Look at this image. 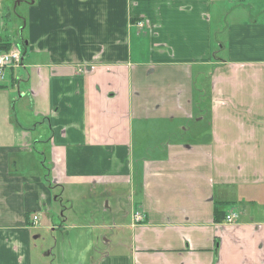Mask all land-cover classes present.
I'll return each mask as SVG.
<instances>
[{
	"label": "crops",
	"instance_id": "crops-1",
	"mask_svg": "<svg viewBox=\"0 0 264 264\" xmlns=\"http://www.w3.org/2000/svg\"><path fill=\"white\" fill-rule=\"evenodd\" d=\"M188 1L27 4L19 18L21 63L0 79V264H51V253L34 240L43 228L55 232L59 220L63 231L80 230L78 239L91 231L68 264H264V23L222 27L221 51L228 56L211 60L206 35L195 44L186 22L176 27L173 15ZM190 1L203 18L210 6L221 4L223 18L233 2L257 13L264 3ZM181 30L191 33V47ZM3 31L0 44L13 49L18 35L7 26ZM145 31L154 48L150 59L146 48L135 54L133 46ZM205 52L208 57L188 59ZM23 65L24 75H16ZM199 66L209 67L206 104L192 86ZM26 97L29 123L15 111ZM205 118L206 129L160 124ZM68 185L111 188L112 199H119L115 187L131 189L129 222H120L115 203L101 210L111 220L88 229L65 225L54 204L55 192ZM231 213L237 218L227 224Z\"/></svg>",
	"mask_w": 264,
	"mask_h": 264
},
{
	"label": "rangeland",
	"instance_id": "rangeland-1",
	"mask_svg": "<svg viewBox=\"0 0 264 264\" xmlns=\"http://www.w3.org/2000/svg\"><path fill=\"white\" fill-rule=\"evenodd\" d=\"M31 0H4L2 3V7L4 8L5 5L9 9H4L3 13V21L4 23H1L2 18H0V34H3L6 28L13 29V36L19 34V30L22 27V22L19 18L25 14V11L27 9V4ZM199 1V0H194ZM179 3V2H178ZM175 4H171L172 8H169L171 10L175 9ZM178 5V4H176ZM180 5V4H179ZM219 8L217 6H210L209 13L203 18L202 15L199 14V11L202 9L200 6H197L193 4L190 0L187 4L184 2L181 4V7L173 16L176 20V27L178 30L182 29L184 22L187 23L188 28L192 29L193 38H195L194 43L197 44L200 40V37L203 35H206L210 42H211V60L216 59V61H221V59H227V53L221 51V42L222 45L226 46V42L224 41L225 33L222 30V27L225 28L229 25H232L235 22L239 21H258V23H264V3H263V9L260 13H257L256 11H251L247 9V6L240 5L238 2L231 3V6L229 7V13L221 17V4H219ZM193 9V11H192ZM1 11V8H0ZM241 14L239 15V13ZM1 17V16H0ZM187 19V20H185ZM3 24L4 29H3ZM24 31H23V39L24 40ZM135 33V31H134ZM146 35L141 34L139 38V43H133V46L135 48V54L140 53L141 48H146V57L150 59V53L149 52L153 50L154 48H151V35L149 31H145ZM181 36H182V42L184 45L190 46L192 41L190 36L191 33H186L184 30H181ZM15 48L18 49L21 52V55H23V46L21 44L20 39L17 38L16 40ZM192 46V45H191ZM190 46V47H191ZM171 53H173V49L171 48ZM208 53L205 52V55L202 54H192L191 57L188 59L191 60H197L202 57H208ZM178 59V56L173 55L172 60ZM180 59V58H179ZM200 68H197L195 72L193 73V90L194 95L197 97L196 100H200L203 103H207L208 95H206L208 85H210L209 81V67H203L199 66ZM200 70V71H199ZM14 72L16 75L23 76L25 73L24 65L20 66L18 68H14ZM200 73V74H199ZM9 74V71H7L4 80L6 81L7 75ZM198 89V92L196 91ZM210 89V88H209ZM10 90H12V94L17 97L16 88L10 87ZM206 91V92H205ZM200 102V103H201ZM202 105V103L200 104ZM31 107V104L28 101V98H22L20 99L15 106V111L17 114V118L19 121H21V117H26V122L29 123V119L27 117L30 116L29 114V108ZM201 119H195L194 121H199ZM185 121L181 119H174V120H166L161 121L160 124L163 125L166 129L171 128L175 129L176 127H201L206 129L209 125V120L207 118L202 119L200 121V124H195V122L188 124L184 123ZM31 123V122H30ZM185 140H188L190 137H183ZM136 141V138H135ZM140 141L138 140L137 146H139ZM46 154L43 157V161H45V170L48 167ZM23 171L22 169H20ZM25 170V169H24ZM44 170V171H45ZM26 171V170H25ZM30 173L29 171H27ZM115 192L119 193V199H112L113 195H111V192H113V189L107 188V187H97L95 185L90 186H66L65 189H59L57 190L56 196H58L57 201L54 204V208L61 211V214L64 215V219L66 221L64 222L65 225L71 226V225H85L88 229V226L90 225H97L105 218L107 220H111V213H108L109 215H102L101 210L102 207L111 206L114 208L115 203L118 204L120 208V222L123 221V223H128L130 219V215L128 216V213H130V210L132 209V206L130 205L131 196L130 192L131 189L127 187H115ZM105 190V191H104ZM137 190L134 189L133 193L136 196ZM106 193V194H105ZM110 193V194H109ZM105 194V196L103 195ZM111 195V196H110ZM103 200V201H102ZM106 202H109V205H107ZM52 216V215H51ZM50 216V217H51ZM104 216V218L102 217ZM128 217V218H127ZM62 221L59 220V223L57 225V229L55 232L51 231V229L43 228V231H39L38 238L34 240V243L37 246H42V253L47 254L51 253L50 256H48L46 259L51 264H62L63 262L65 264H68L70 260H72V254L78 253L80 250L79 248L85 244L87 241V235L91 232L90 230H82L85 234V237L82 239H78V234L81 232L80 230L75 229H68L66 231H63L60 226H62ZM39 224L41 226H45L47 224L45 217L43 216V220L40 219ZM62 230V231H60ZM37 235V234H36ZM35 235V236H36ZM53 237L56 239V241H52ZM79 246V248H78ZM101 247H104V244L102 240L100 239L98 241V248L101 249ZM123 250H119L121 252ZM81 254V253H80Z\"/></svg>",
	"mask_w": 264,
	"mask_h": 264
},
{
	"label": "built area",
	"instance_id": "built-area-1",
	"mask_svg": "<svg viewBox=\"0 0 264 264\" xmlns=\"http://www.w3.org/2000/svg\"><path fill=\"white\" fill-rule=\"evenodd\" d=\"M21 59H22L21 52L15 47L11 49L10 52L8 53L0 54V79L4 78L6 74V70H9L15 66H19L21 63ZM236 218H237V215L234 213H231L228 216H226L225 222L227 224H232ZM139 220H140L139 216L135 215L134 221L138 222Z\"/></svg>",
	"mask_w": 264,
	"mask_h": 264
},
{
	"label": "trees",
	"instance_id": "trees-1",
	"mask_svg": "<svg viewBox=\"0 0 264 264\" xmlns=\"http://www.w3.org/2000/svg\"><path fill=\"white\" fill-rule=\"evenodd\" d=\"M12 49V45L10 42H6L5 44H0V54L8 53Z\"/></svg>",
	"mask_w": 264,
	"mask_h": 264
},
{
	"label": "water",
	"instance_id": "water-1",
	"mask_svg": "<svg viewBox=\"0 0 264 264\" xmlns=\"http://www.w3.org/2000/svg\"><path fill=\"white\" fill-rule=\"evenodd\" d=\"M23 29H24V25L21 27V29L19 30V34H18V39H20V41H21L22 44L24 43V41L22 40L23 39L22 38ZM23 49H24V47H23Z\"/></svg>",
	"mask_w": 264,
	"mask_h": 264
}]
</instances>
